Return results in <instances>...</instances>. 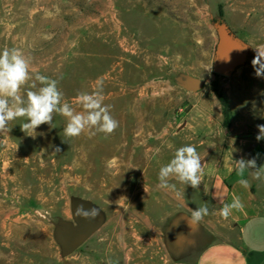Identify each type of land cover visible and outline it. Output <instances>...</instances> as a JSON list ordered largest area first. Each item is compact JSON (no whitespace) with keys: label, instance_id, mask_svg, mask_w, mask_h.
Returning a JSON list of instances; mask_svg holds the SVG:
<instances>
[{"label":"rangeland","instance_id":"obj_1","mask_svg":"<svg viewBox=\"0 0 264 264\" xmlns=\"http://www.w3.org/2000/svg\"><path fill=\"white\" fill-rule=\"evenodd\" d=\"M218 21L250 48L246 64L229 77L212 71ZM262 44L264 0H0V52L16 48L30 62L20 95L37 91L41 74L57 80L62 102L80 112L78 93L102 87L119 122L111 135L85 130L69 138L67 118L54 114L34 136L21 130L26 118L0 133V264H158L157 238L179 227L187 233V217L205 205L203 194L175 179L174 188L161 190L159 170L185 145L196 147L204 165L210 146L256 139L264 125V77L251 61ZM187 77L204 82L199 107L214 121L215 84L228 99L227 135H188L195 94L179 83ZM73 199L98 207L105 221L65 255L56 231L74 222ZM206 205L197 229L220 215Z\"/></svg>","mask_w":264,"mask_h":264},{"label":"crops","instance_id":"obj_2","mask_svg":"<svg viewBox=\"0 0 264 264\" xmlns=\"http://www.w3.org/2000/svg\"><path fill=\"white\" fill-rule=\"evenodd\" d=\"M195 110L188 135H227L222 133L223 115L218 100L213 101L214 121L204 104L203 95L194 93ZM206 102V101H205ZM221 114V115H219ZM214 133V134H213ZM210 162L204 164L202 183L195 190L203 194V203L215 210L239 199L241 207L225 219L214 215L203 228H188L164 233L157 238L158 264H264V180L253 179L250 170H234V160L256 159L264 173V145L253 137H236L218 147L210 146ZM241 179L249 181L247 188ZM148 250V249H147ZM146 250V252H147ZM148 259V256L146 255Z\"/></svg>","mask_w":264,"mask_h":264},{"label":"clouds","instance_id":"obj_3","mask_svg":"<svg viewBox=\"0 0 264 264\" xmlns=\"http://www.w3.org/2000/svg\"><path fill=\"white\" fill-rule=\"evenodd\" d=\"M248 46L238 49L246 50ZM255 56L251 64L257 77H264V44L254 48ZM30 79L29 59L16 48H5L0 52V133L8 132V124L18 118H26V123L21 124V130L27 135L34 136L35 130L43 125H52L54 114H60L67 118L63 128L65 137H78L85 130H95L106 136L111 135L119 126V122L111 114V106L104 103L102 87L93 92H80L76 102L83 111L77 112L67 102L63 101V93L58 88V81L44 75L36 74L35 79L42 85L37 91L28 90L26 99L20 95L22 87ZM32 87H35L33 84ZM259 135L256 139H264V125H258ZM56 151H60L59 148ZM157 152L159 149L156 150ZM194 145L179 147L171 161L162 166L158 173L161 190L174 188L170 180L175 179L181 184L190 185L197 189L202 183L204 165ZM245 169L250 170L253 179L264 180V173L259 171L256 159L234 160V170L242 173ZM240 184L247 188L249 181L241 179ZM219 214L227 219L232 210L241 207L239 199L231 205L223 204ZM209 214L208 206L202 205L192 210L186 222L195 230L200 222ZM75 215L84 219H94L98 215L95 208L86 209L82 204L75 209ZM106 264H112L109 259Z\"/></svg>","mask_w":264,"mask_h":264},{"label":"water","instance_id":"obj_4","mask_svg":"<svg viewBox=\"0 0 264 264\" xmlns=\"http://www.w3.org/2000/svg\"><path fill=\"white\" fill-rule=\"evenodd\" d=\"M217 34V45L212 63V71L222 77L231 76L238 68L244 66L250 57L249 46L236 33L222 21L214 23ZM247 47L246 50L238 49ZM181 86L189 92L197 93L204 87V82L195 77L179 79ZM86 209L95 208L98 215L94 219H84L75 215L78 205ZM73 222H61L57 228L56 236L61 243L64 254L70 255L80 248L86 241L104 224L103 213L95 205L81 199H73L72 204Z\"/></svg>","mask_w":264,"mask_h":264},{"label":"trees","instance_id":"obj_5","mask_svg":"<svg viewBox=\"0 0 264 264\" xmlns=\"http://www.w3.org/2000/svg\"><path fill=\"white\" fill-rule=\"evenodd\" d=\"M220 16H223V12L221 11L220 8ZM224 22V21H222ZM237 35V34H236ZM216 76H219L215 74ZM214 94L219 101L221 108H222V115H223V127L228 128L232 125V120H233V114L231 111V106L228 101V99L219 91L218 85L215 84L214 86Z\"/></svg>","mask_w":264,"mask_h":264},{"label":"flooded vegetation","instance_id":"obj_6","mask_svg":"<svg viewBox=\"0 0 264 264\" xmlns=\"http://www.w3.org/2000/svg\"><path fill=\"white\" fill-rule=\"evenodd\" d=\"M73 223H74V224H77V222H76V221H74Z\"/></svg>","mask_w":264,"mask_h":264}]
</instances>
